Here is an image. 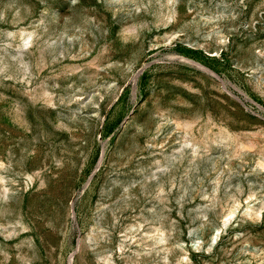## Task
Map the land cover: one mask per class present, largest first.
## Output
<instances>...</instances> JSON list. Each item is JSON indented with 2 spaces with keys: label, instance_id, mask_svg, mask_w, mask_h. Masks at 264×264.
Instances as JSON below:
<instances>
[{
  "label": "rangeland",
  "instance_id": "obj_1",
  "mask_svg": "<svg viewBox=\"0 0 264 264\" xmlns=\"http://www.w3.org/2000/svg\"><path fill=\"white\" fill-rule=\"evenodd\" d=\"M0 264H264V0H0Z\"/></svg>",
  "mask_w": 264,
  "mask_h": 264
}]
</instances>
